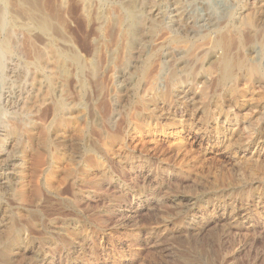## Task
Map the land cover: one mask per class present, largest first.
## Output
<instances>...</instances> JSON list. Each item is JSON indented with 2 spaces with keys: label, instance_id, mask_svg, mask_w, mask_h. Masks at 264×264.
<instances>
[{
  "label": "rangeland",
  "instance_id": "rangeland-1",
  "mask_svg": "<svg viewBox=\"0 0 264 264\" xmlns=\"http://www.w3.org/2000/svg\"><path fill=\"white\" fill-rule=\"evenodd\" d=\"M23 1L0 0V264H264V79L224 87L212 46L235 32L264 77V0Z\"/></svg>",
  "mask_w": 264,
  "mask_h": 264
},
{
  "label": "bare ground",
  "instance_id": "bare-ground-1",
  "mask_svg": "<svg viewBox=\"0 0 264 264\" xmlns=\"http://www.w3.org/2000/svg\"><path fill=\"white\" fill-rule=\"evenodd\" d=\"M21 1V0H20ZM37 0H35V2H36ZM23 2H25V1H23ZM27 2V1H26ZM26 2H25V4H26ZM28 2H31V0H29ZM27 2V3H28ZM12 3V2H11ZM22 3V2H21ZM32 3V2H31ZM30 4V3H29ZM15 5V4H14ZM21 5H23V4H21ZM20 5V6H21ZM27 5V4H26ZM19 6V7H20ZM13 7V6H12ZM18 7V8H19ZM23 7V6H22ZM26 7V6H25ZM30 7V6H29ZM15 8V7H14ZM21 8V7H20ZM20 8H19V10H20ZM34 8V7H33ZM31 10V9H30ZM20 11H22V10H20ZM35 12V11H34ZM18 13V12H17ZM21 13H23L24 14V12H21ZM39 13V12H38ZM107 14V13H106ZM114 15H115V13H114ZM121 15V14H120ZM26 16V15H25ZM27 16H29L28 15V12H27ZM116 16V15H115ZM109 17H111V16H109ZM117 17V16H116ZM13 18V17H12ZM15 18V17H14ZM36 18V17H35ZM39 18V17H38ZM120 19H121V16L119 17ZM122 18H123V16H122ZM261 18V17H260ZM28 19V18H27ZM129 19H131V18H129ZM248 19V18H247ZM252 18H250V20H251ZM262 19V18H261ZM30 20V19H29ZM28 20V21H29ZM241 20V19H240ZM249 20V21H250ZM31 21V20H30ZM29 21V22H30ZM243 21V20H242ZM248 21V20H247ZM253 21V20H252ZM35 22H36V20H35ZM38 22V21H37ZM117 22H121L120 20L119 21H117ZM123 22V21H122ZM34 23V22H33ZM228 23V22H227ZM38 24V26H39V28L41 29L40 31H43V32H46V31H50L49 30V24H48V21H46L45 19H40V21L37 23ZM241 24H242V22H241ZM244 25H245V23H243ZM36 25V24H35ZM118 25V24H117ZM244 25H240V26H244ZM251 25V24H250ZM250 25H248V24H246V28H247V26H250ZM257 25H258V23H257ZM257 25H256V27H257ZM140 26V25H139ZM252 26V25H251ZM259 26V25H258ZM260 27V26H259ZM244 28V27H243ZM254 28V27H253ZM242 29V28H241ZM56 30V29H55ZM247 30H249V28L247 29ZM246 30V31H247ZM125 31V30H124ZM127 31V30H126ZM221 31V30H220ZM227 31H229V27H228V30ZM232 31V30H231ZM230 31V32H231ZM229 32V33H230ZM232 32H234V31H232ZM228 33V34H229ZM239 33V32H238ZM249 33V32H248ZM58 34V33H57ZM231 34V33H230ZM229 34V35H230ZM233 34H235V32L233 33ZM233 34H231V36L230 37H232V39L227 35V34H222V35H220L219 37H217L216 38V40H214V44L212 45V46H214V48L215 49H218V50H220V54L222 55V58L220 59V61H219V66H218V68L216 69L217 70V75H218V79H219V82H221V85H224V87L225 86H228V84L229 83H232L233 81L235 82V77H236V72L237 71H244L245 73H246V77L248 76V78H249V80L251 79V78H258L259 80L260 79H264V77L261 75V73L262 72H260V69H259V67L257 66V65H249V64H247L246 63V61H240V60H238V61H234L233 60V58H231L230 57V53H231V51H230V48L232 47L231 45H233L234 43H236L235 45L237 46L238 45V47H240L241 46V44H240V42L239 41H236L235 39H233L234 37H233ZM251 34V33H250ZM60 35V34H59ZM124 35V34H123ZM238 35V34H237ZM218 36V35H217ZM234 36H236V34L234 35ZM241 36V35H240ZM245 37H247V36H245ZM249 37V36H248ZM247 37V39H250V38H248ZM238 39V38H237ZM240 39V38H239ZM246 38L244 39V41H243V43H246L248 40H247ZM264 39V38H263ZM262 39V40H263ZM236 42H235V41ZM245 40H247V41H245ZM256 40V39H255ZM149 41V40H148ZM251 41V40H250ZM250 41H248V42H250ZM213 42V41H212ZM242 43V42H241ZM242 43V44H243ZM252 43V42H251ZM262 43H263V41H262ZM261 42H260V44H262ZM256 44V43H255ZM259 44V45H260ZM234 45V46H235ZM250 45V44H249ZM247 46V45H246ZM3 47L5 48V49H7V44L6 43H4L3 44ZM210 47H211V45H210ZM243 47V46H242ZM241 47V48H242ZM262 47V46H261ZM260 47V48H261ZM263 47H264V44H263ZM13 48V47H12ZM212 48V47H211ZM210 48V49H211ZM233 49H234V47H232ZM232 49V50H233ZM250 49V48H249ZM235 50V49H234ZM233 50V51H234ZM238 50V49H237ZM53 51H54V49H53ZM262 51V50H261ZM264 51V50H263ZM211 52V51H210ZM240 52V51H239ZM255 52V51H254ZM213 53V52H212ZM211 53V54H212ZM215 53V52H214ZM214 53H213V55H214ZM217 53V52H216ZM219 53V52H218ZM237 53V52H236ZM256 53V52H255ZM259 53V52H258ZM263 53V52H262ZM210 54V55H211ZM232 54V53H231ZM218 55V54H217ZM236 55H238V54H236ZM243 54H241V55H239V56H242ZM244 56V55H243ZM71 59H72V61H70V62H74V63H78V58H77V55L75 56V53H74V55L71 57V56H69ZM257 57V56H256ZM57 58V57H56ZM42 59V58H41ZM240 59H242V58H240ZM251 59V58H250ZM256 59V58H255ZM70 60V59H69ZM212 60V59H211ZM210 60V62H212ZM214 60V59H213ZM80 62V61H79ZM215 62V61H214ZM259 62V61H258ZM255 63V62H254ZM62 64V63H61ZM213 65V64H212ZM211 65V66H212ZM2 66V65H1ZM71 66V65H70ZM78 66V65H77ZM81 66V65H80ZM214 66V65H213ZM212 66V67H213ZM77 68H79V67H77ZM214 68H215V66H214ZM214 70V69H213ZM215 71V70H214ZM243 72V73H244ZM216 73V72H215ZM214 73V74H215ZM237 73H239V72H237ZM241 73V72H240ZM244 73V74H245ZM174 75V74H173ZM172 75V76H173ZM243 75V74H242ZM217 78V77H216ZM245 78V77H244ZM247 79V78H246ZM254 79V80H255ZM244 80V79H243ZM251 82H252V80H251ZM237 83V82H236ZM231 85V84H230ZM234 87V86H233ZM229 88V87H228ZM230 89V88H229ZM245 89V88H244ZM227 93H229V92H227ZM58 106V105H57ZM58 108H59V106H58ZM62 108V107H61ZM61 108H60V110H61ZM57 109V108H56ZM33 225V224H32Z\"/></svg>",
  "mask_w": 264,
  "mask_h": 264
}]
</instances>
